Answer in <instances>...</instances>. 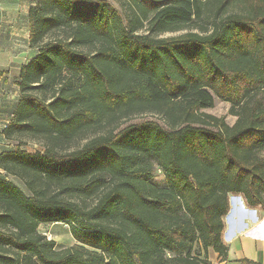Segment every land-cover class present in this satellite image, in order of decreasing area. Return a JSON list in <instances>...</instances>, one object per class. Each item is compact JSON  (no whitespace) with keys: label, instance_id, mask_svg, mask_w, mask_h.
<instances>
[{"label":"trees","instance_id":"obj_1","mask_svg":"<svg viewBox=\"0 0 264 264\" xmlns=\"http://www.w3.org/2000/svg\"><path fill=\"white\" fill-rule=\"evenodd\" d=\"M132 2L126 22L106 0L30 7L38 51L2 130L0 264H212L229 196L264 212V0ZM215 99L232 124L203 111ZM143 113L167 128L122 126ZM58 222L75 244L38 230Z\"/></svg>","mask_w":264,"mask_h":264},{"label":"crops","instance_id":"obj_2","mask_svg":"<svg viewBox=\"0 0 264 264\" xmlns=\"http://www.w3.org/2000/svg\"><path fill=\"white\" fill-rule=\"evenodd\" d=\"M33 4L34 0H0V151L10 144L2 130L11 122L19 99L16 85L19 71L38 51L37 47L29 43L28 13ZM233 198L236 199L229 203L230 218L225 223L224 232L227 234L224 238L228 246L227 256L219 260L217 253L209 249L208 258L212 264H240L238 260L242 258L264 264L263 225L257 235L248 233V229L255 226V221H249L248 224L246 221L250 208L245 206L240 196L233 195ZM253 210L257 214V210ZM242 223L247 226L238 228Z\"/></svg>","mask_w":264,"mask_h":264},{"label":"rangeland","instance_id":"obj_3","mask_svg":"<svg viewBox=\"0 0 264 264\" xmlns=\"http://www.w3.org/2000/svg\"><path fill=\"white\" fill-rule=\"evenodd\" d=\"M106 1L108 2L109 8L117 10L125 22L128 21L130 16L133 15L134 11L136 10V7L133 4L132 0H106ZM144 30H145V27L140 29V31H144ZM180 32L181 31H179V32H168V33H164L162 36L175 35V34H178ZM49 94H50V92L47 91L46 94L41 93L40 95L44 97V96H48ZM203 111L210 113V114H213V115H216V116H223L225 118V121L228 124H232L235 121V117L232 116L231 114H229V104L222 102L218 99L214 100V105L212 108L204 109ZM147 119L156 120L164 128H167L164 120L159 115L154 114V113H143V114H139V115H134L130 119L124 121L122 126H125L129 123H135V122H139V121H143V120H147ZM22 142L25 143L24 148H26L28 150H36L37 148H40V146L42 144L41 142L39 143L38 141L31 140L28 138H23ZM154 180L159 185H163L165 182L164 176L162 175V173L159 170L156 171V176H155ZM21 188L26 192V190L22 186H21ZM235 196H238V195H235ZM232 199H236V198H233V195H230L229 196V203L231 202ZM253 209H256V208H250L248 215L246 214L247 215L246 221H247V224L249 221H255V224H254L255 226L250 227L248 229V233H251L252 235L253 234L257 235L261 225H263V231H264V212H262L260 209H256L257 210V214H256V212ZM255 215H257L259 217L258 220L256 219L257 216H255ZM229 218H230V214L228 211L226 213V215L224 216V222L227 223ZM247 224L245 225V223H242L238 226V228L243 229L247 226ZM38 230L41 233L45 234L47 239L54 241L55 249H62V248H66V247H69V246L75 244V241H74V239H73V237L69 231V224H67L65 222L41 224V225H39ZM224 232H225V229L223 231V238L227 237L226 236L227 234H224ZM263 239H264V232H263Z\"/></svg>","mask_w":264,"mask_h":264},{"label":"bare ground","instance_id":"obj_4","mask_svg":"<svg viewBox=\"0 0 264 264\" xmlns=\"http://www.w3.org/2000/svg\"><path fill=\"white\" fill-rule=\"evenodd\" d=\"M235 202V201H234Z\"/></svg>","mask_w":264,"mask_h":264}]
</instances>
